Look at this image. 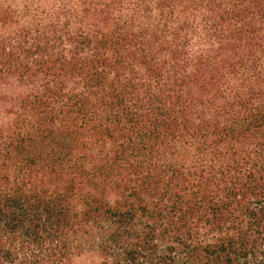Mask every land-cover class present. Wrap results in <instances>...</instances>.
Returning <instances> with one entry per match:
<instances>
[{"label":"trees","instance_id":"1","mask_svg":"<svg viewBox=\"0 0 264 264\" xmlns=\"http://www.w3.org/2000/svg\"><path fill=\"white\" fill-rule=\"evenodd\" d=\"M0 264H264V0H0Z\"/></svg>","mask_w":264,"mask_h":264}]
</instances>
